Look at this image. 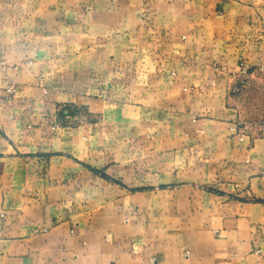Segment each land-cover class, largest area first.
Instances as JSON below:
<instances>
[{
    "label": "crops",
    "instance_id": "crops-1",
    "mask_svg": "<svg viewBox=\"0 0 264 264\" xmlns=\"http://www.w3.org/2000/svg\"><path fill=\"white\" fill-rule=\"evenodd\" d=\"M241 64L264 0H0V264H264Z\"/></svg>",
    "mask_w": 264,
    "mask_h": 264
},
{
    "label": "rangeland",
    "instance_id": "rangeland-1",
    "mask_svg": "<svg viewBox=\"0 0 264 264\" xmlns=\"http://www.w3.org/2000/svg\"><path fill=\"white\" fill-rule=\"evenodd\" d=\"M235 104L239 124L257 135H264V79L246 75L236 82Z\"/></svg>",
    "mask_w": 264,
    "mask_h": 264
},
{
    "label": "built area",
    "instance_id": "built-area-1",
    "mask_svg": "<svg viewBox=\"0 0 264 264\" xmlns=\"http://www.w3.org/2000/svg\"><path fill=\"white\" fill-rule=\"evenodd\" d=\"M247 72H248V66H247L246 64H241V65H240L239 74H240L241 76H246V75H247ZM13 92H14V90L11 89V88H9V89L7 90V93H9V94H11V93H13Z\"/></svg>",
    "mask_w": 264,
    "mask_h": 264
}]
</instances>
